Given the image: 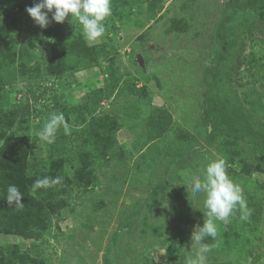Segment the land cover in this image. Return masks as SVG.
Listing matches in <instances>:
<instances>
[{
    "label": "rangeland",
    "instance_id": "obj_1",
    "mask_svg": "<svg viewBox=\"0 0 264 264\" xmlns=\"http://www.w3.org/2000/svg\"><path fill=\"white\" fill-rule=\"evenodd\" d=\"M26 8L0 0V134L28 136L30 158L70 184L46 230L7 233L0 221V254L16 250L38 264H189L207 210L186 182L220 157L237 171L229 176L251 215L242 221L237 209L216 222L206 264H264V163L248 141L214 129L205 106L211 81L217 97L264 124V0L258 10L247 0H112V29L93 43L71 14L58 23L49 13L42 28ZM221 24L231 43L223 60ZM27 105L21 121L16 108ZM58 113L66 127L53 146L37 133ZM92 128L112 139L106 147ZM61 145L72 151L57 155ZM78 147L95 152L80 174Z\"/></svg>",
    "mask_w": 264,
    "mask_h": 264
},
{
    "label": "trees",
    "instance_id": "obj_2",
    "mask_svg": "<svg viewBox=\"0 0 264 264\" xmlns=\"http://www.w3.org/2000/svg\"><path fill=\"white\" fill-rule=\"evenodd\" d=\"M22 8H26L25 0H18ZM262 0H247L249 10H258L261 7ZM264 13V12H263ZM262 15V14H261ZM264 15V14H263ZM112 29L110 17L106 21V32ZM224 30V24L218 28V37L222 43L221 60L228 54L230 41L221 36ZM93 48V47H92ZM106 45L102 46L104 50ZM95 50V48H93ZM7 54V53H6ZM5 54V55H6ZM89 66L96 65L98 58L93 54L88 57ZM51 74V73H49ZM59 74V73H58ZM56 75V73H54ZM209 86V95L205 100L207 110L206 120L214 129H222L226 135L236 137L240 140H246L255 152L259 154L264 163V124L244 107H230L228 103L214 94L215 85L213 82H207ZM30 114L29 105L16 108L15 115L22 121ZM84 121V120H83ZM96 134L97 148L106 147L112 140L98 128H92ZM212 138L214 133H212ZM0 221L6 224L2 228L7 233H18L25 236H31L36 230H46L48 221L52 217L60 214L61 208L65 205V197L68 192L70 180L62 179L59 184L49 188H40L35 193L32 192V186L37 179L45 177L50 178L48 165L44 161L33 160L30 158L31 142L28 136H16L13 133L0 134ZM55 143V142H54ZM53 143V146H54ZM72 149L65 145L60 146V152L57 155L67 154ZM81 155V164L75 168L76 173L80 174L86 166V160L93 151H86L76 148ZM56 153V152H55ZM53 155V154H52ZM54 156V155H53ZM85 156L84 159H82ZM228 174L237 173V171L227 166ZM51 179V178H50ZM15 185L26 195L31 193L29 199H23V207L18 208L14 203L8 204L6 200L7 188ZM32 262L38 264L36 258L26 254H18L16 250H11L9 254H0V264H26Z\"/></svg>",
    "mask_w": 264,
    "mask_h": 264
},
{
    "label": "clouds",
    "instance_id": "obj_3",
    "mask_svg": "<svg viewBox=\"0 0 264 264\" xmlns=\"http://www.w3.org/2000/svg\"><path fill=\"white\" fill-rule=\"evenodd\" d=\"M26 11L42 28L51 23L49 13L52 14V20L58 23H63L71 14V22L77 21L82 26L84 39L93 43L98 42L106 32V21L112 15V0H40L34 6L27 7ZM64 122L63 113L52 114L37 135L42 141L51 144L55 141L60 126L66 127ZM60 182V177L37 179L32 186V192L52 187ZM186 183L194 196L201 194L204 196L203 204L207 210L203 211L207 219L202 226H195L191 236V247L195 257L189 264H206L207 253L212 248L204 241L207 238L216 239L218 235L216 222L227 223L237 209L242 213L240 216L242 221L248 220L251 213L247 209L243 189L228 174L225 158L218 157L210 161L202 175H193ZM23 196L17 186H8L6 200L9 205L14 203L18 208H22Z\"/></svg>",
    "mask_w": 264,
    "mask_h": 264
},
{
    "label": "water",
    "instance_id": "obj_4",
    "mask_svg": "<svg viewBox=\"0 0 264 264\" xmlns=\"http://www.w3.org/2000/svg\"><path fill=\"white\" fill-rule=\"evenodd\" d=\"M142 62H143V60H142Z\"/></svg>",
    "mask_w": 264,
    "mask_h": 264
}]
</instances>
